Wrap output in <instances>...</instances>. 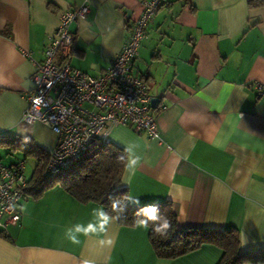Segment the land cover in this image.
<instances>
[{
    "label": "crops",
    "instance_id": "obj_1",
    "mask_svg": "<svg viewBox=\"0 0 264 264\" xmlns=\"http://www.w3.org/2000/svg\"><path fill=\"white\" fill-rule=\"evenodd\" d=\"M142 1L0 0V135L29 139L44 153L55 145L49 126L25 124L21 115L33 87L32 60L43 58L62 10L89 6L69 26V62L97 75L119 53ZM132 70L156 99L159 136L123 125L108 133L125 150V165L138 158L122 170L128 201L169 200L181 229L233 226L242 250L264 246V90L257 87L264 85V0H166L148 24ZM4 140L0 162L23 160L32 189L37 155ZM48 182L21 201L18 224L8 225L6 235L0 230V264H216L222 254L205 243L174 258L158 257L149 228L111 216L105 234H78L76 227L95 223V209L103 206Z\"/></svg>",
    "mask_w": 264,
    "mask_h": 264
},
{
    "label": "built area",
    "instance_id": "obj_2",
    "mask_svg": "<svg viewBox=\"0 0 264 264\" xmlns=\"http://www.w3.org/2000/svg\"><path fill=\"white\" fill-rule=\"evenodd\" d=\"M166 0H143L140 14L130 26L119 53L104 71L90 75L70 65L72 22L89 11L86 3L61 11L55 31L44 46L43 58L32 60L33 87L26 92L21 122H41L56 135L55 145L43 165L54 174L73 164L97 138L107 139L113 126L123 125L149 138H158L156 112L143 79L132 70L138 47L152 16ZM264 90V85L258 84ZM23 160L0 162V230L18 224L19 205L26 197Z\"/></svg>",
    "mask_w": 264,
    "mask_h": 264
},
{
    "label": "trees",
    "instance_id": "obj_3",
    "mask_svg": "<svg viewBox=\"0 0 264 264\" xmlns=\"http://www.w3.org/2000/svg\"><path fill=\"white\" fill-rule=\"evenodd\" d=\"M158 108H154L157 111ZM12 148L22 150L25 154H36L38 163L31 181H34L33 194L42 190L36 186L46 179L48 184L58 182L69 194L81 202L100 203L105 212L115 218L118 223L128 226L136 225L137 221H147L143 209L156 207L157 220L148 221L149 242L158 257L174 258L195 250L200 245L210 243L222 250L216 264H264V246L251 247L242 250L239 244V234L236 227L223 229H205L188 227L181 229L177 225L176 214L169 200L137 205L127 199L128 189L121 183L122 170L126 162V152L108 139L97 138L70 166L54 174H44L43 165L48 157L29 139L18 136L0 135V140ZM28 183V182H27ZM36 185V186H35ZM25 187V193L31 190ZM116 202V207H113ZM168 220L170 227L161 235L153 229Z\"/></svg>",
    "mask_w": 264,
    "mask_h": 264
},
{
    "label": "clouds",
    "instance_id": "obj_4",
    "mask_svg": "<svg viewBox=\"0 0 264 264\" xmlns=\"http://www.w3.org/2000/svg\"><path fill=\"white\" fill-rule=\"evenodd\" d=\"M138 158L137 159H130L127 164L125 165V169L133 168L137 165ZM131 198V195L128 197ZM138 202V201H137ZM113 207H116V202H113ZM144 213L147 216V221L140 220L136 222V226L139 228H144L145 230H148V221H155L157 220V216L155 215V212L157 211L156 207H146L143 209ZM95 215L97 217L95 223H89L86 227L77 226L75 229V232L78 234H83L84 236H89L90 234L93 235H102L107 232V226L112 222L111 217L108 213H106L103 209H95ZM170 227V222L168 220H165L163 224H160L156 226L153 231L157 235H161L164 233L167 229ZM69 240L73 243H79V240L77 239V236L75 234L69 235ZM101 244H103V240L100 241ZM85 264H88V262H85Z\"/></svg>",
    "mask_w": 264,
    "mask_h": 264
},
{
    "label": "rangeland",
    "instance_id": "obj_5",
    "mask_svg": "<svg viewBox=\"0 0 264 264\" xmlns=\"http://www.w3.org/2000/svg\"><path fill=\"white\" fill-rule=\"evenodd\" d=\"M4 156H5L4 154L0 153V158H1V160L4 159ZM29 162H31V160H30V158L28 157L27 160H26V163H27L26 165H27V167H28V165H29Z\"/></svg>",
    "mask_w": 264,
    "mask_h": 264
},
{
    "label": "water",
    "instance_id": "obj_6",
    "mask_svg": "<svg viewBox=\"0 0 264 264\" xmlns=\"http://www.w3.org/2000/svg\"><path fill=\"white\" fill-rule=\"evenodd\" d=\"M156 101L155 98L151 99V104L154 105V102Z\"/></svg>",
    "mask_w": 264,
    "mask_h": 264
}]
</instances>
